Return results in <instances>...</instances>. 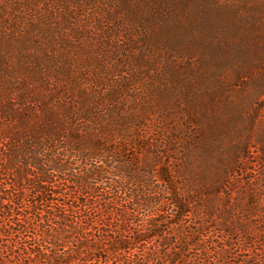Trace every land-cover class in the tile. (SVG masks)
Listing matches in <instances>:
<instances>
[{
	"label": "trees",
	"instance_id": "1",
	"mask_svg": "<svg viewBox=\"0 0 264 264\" xmlns=\"http://www.w3.org/2000/svg\"><path fill=\"white\" fill-rule=\"evenodd\" d=\"M64 1L59 14L35 24L47 33L43 44L65 37L67 49L106 27L98 20L87 31L90 21L80 23ZM21 19L24 35L27 15ZM101 31L103 47L118 53L113 29ZM51 69L55 76L11 79L22 99L0 106V264H109L93 256L118 249L127 264H264V183L246 161L223 165L214 184L220 207L211 209V192L197 196L182 186L176 163L183 158L172 155L182 142L186 155L193 151L184 128L153 127V141L142 135L144 114L123 94L132 90L131 74L117 71L120 80L91 89L80 84L74 95L73 81ZM256 137L241 151L255 144L261 164L264 142ZM132 244L142 245L134 252Z\"/></svg>",
	"mask_w": 264,
	"mask_h": 264
},
{
	"label": "rangeland",
	"instance_id": "2",
	"mask_svg": "<svg viewBox=\"0 0 264 264\" xmlns=\"http://www.w3.org/2000/svg\"><path fill=\"white\" fill-rule=\"evenodd\" d=\"M63 1L0 0V106L22 99L21 89L11 90V79L55 76L51 67L73 81L69 90L74 95L80 84L91 89L120 80L117 71L126 70L133 82L123 94L144 114L142 135L153 141V127L171 133L180 127L190 139L192 153L186 155L182 142L177 144L181 152L172 155H182L176 166L184 189L197 196L211 192V209L217 210L221 201L214 184L224 164L246 161V170L264 183V163L257 159L255 144L248 146L247 155L241 151L248 137L264 142V109L257 107L264 100V0H70V13L80 23L90 21L87 31L98 20L107 25L96 29L100 33L93 31L92 38L70 42L67 49L65 37L54 47L43 44V23L42 28L35 25L46 14H59ZM22 15L28 21L24 35ZM10 24L12 31L2 29ZM108 29L118 47L114 55L99 40L101 30ZM125 44L129 49L122 51ZM199 237L205 240L204 234ZM134 245L135 252L139 248ZM124 250L93 258L127 264Z\"/></svg>",
	"mask_w": 264,
	"mask_h": 264
}]
</instances>
